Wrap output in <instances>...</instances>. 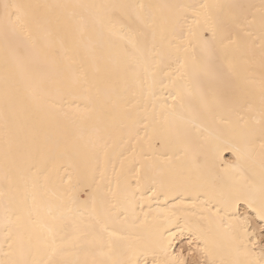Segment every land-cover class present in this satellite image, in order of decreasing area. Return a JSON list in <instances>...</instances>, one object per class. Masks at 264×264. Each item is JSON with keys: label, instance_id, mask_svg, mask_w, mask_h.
<instances>
[{"label": "bare ground", "instance_id": "obj_1", "mask_svg": "<svg viewBox=\"0 0 264 264\" xmlns=\"http://www.w3.org/2000/svg\"><path fill=\"white\" fill-rule=\"evenodd\" d=\"M262 205L264 0H0V264H264Z\"/></svg>", "mask_w": 264, "mask_h": 264}, {"label": "snow or ice", "instance_id": "obj_2", "mask_svg": "<svg viewBox=\"0 0 264 264\" xmlns=\"http://www.w3.org/2000/svg\"><path fill=\"white\" fill-rule=\"evenodd\" d=\"M25 7H30V6H25V5H20V4H5L3 6L4 12H3V21L5 25H15L20 22L21 17L24 15L23 9ZM67 7V6H64ZM104 7V6H101ZM111 7H127V8H138V9H144L146 6L143 4L140 5H122V6H111ZM171 7H177L180 9H183L185 12V19H187V14H191L192 22L195 25L200 24V11L199 9H209L210 7H215L219 8V5L215 6H209L207 4L203 5H195V4H187V5H175ZM233 25L229 24H218V23H213V25L204 27L201 29V31L197 32V38L205 45L207 46H214L216 44H220L225 50L229 49L230 45H233L236 43V39L230 34L232 30ZM189 31L191 32V27L189 28ZM208 32L209 35L205 37L203 35V32ZM258 215L261 221H264V205L261 206V208L258 210ZM47 228V226H45ZM48 232L52 234V230L50 228H47ZM104 231H107V229H103ZM109 235H113V233H109ZM55 237L53 236V239ZM182 255V253H181ZM155 264V262H154ZM177 264H183V261L180 260L177 262ZM192 264H196L195 261L192 262Z\"/></svg>", "mask_w": 264, "mask_h": 264}]
</instances>
